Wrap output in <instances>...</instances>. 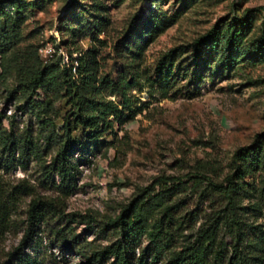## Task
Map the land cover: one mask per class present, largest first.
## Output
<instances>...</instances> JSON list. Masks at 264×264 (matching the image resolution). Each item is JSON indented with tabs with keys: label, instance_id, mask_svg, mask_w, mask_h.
Wrapping results in <instances>:
<instances>
[{
	"label": "rangeland",
	"instance_id": "rangeland-1",
	"mask_svg": "<svg viewBox=\"0 0 264 264\" xmlns=\"http://www.w3.org/2000/svg\"><path fill=\"white\" fill-rule=\"evenodd\" d=\"M19 3V8L7 7L15 34L13 45L0 52V134L12 132L21 138L30 134L37 141L40 124L18 85V71L37 61L60 59L68 65L81 56L100 97L115 103L120 114L102 132V143L88 162L77 166L76 189L64 198L62 215L50 217L31 239L21 240L27 202L33 195L56 194L43 175L53 150L43 149L37 141L38 158L29 156L17 167L0 165L3 187L24 180L32 188L31 195L20 194L12 205L8 229L0 238V260L13 264L7 254L19 252L35 264H85V256L118 238L112 219L155 175L200 171L220 181L232 171L233 151L246 145L256 162L246 165L237 181L238 216L251 242L258 244L264 236V58L256 60L250 50L259 33L264 0ZM252 8L260 9L254 11L242 42V61L228 69L211 62L195 73L192 42L216 23L225 25ZM173 49L174 59L159 67L161 57ZM120 80L125 81L123 89L108 85ZM35 94L30 96L36 99ZM69 108L65 99L53 102L58 126ZM179 196L182 203L173 218L179 227L169 255L186 246L204 214L221 203L216 191L199 196L189 188ZM190 211L197 217L186 223ZM71 236L81 251L59 246L61 239ZM147 247L146 237L140 235L134 257ZM147 261L166 264L165 259Z\"/></svg>",
	"mask_w": 264,
	"mask_h": 264
},
{
	"label": "trees",
	"instance_id": "trees-1",
	"mask_svg": "<svg viewBox=\"0 0 264 264\" xmlns=\"http://www.w3.org/2000/svg\"><path fill=\"white\" fill-rule=\"evenodd\" d=\"M19 2L0 0V52L13 45L15 28L7 7L19 8ZM259 9H246L233 16L227 24L216 23L196 38L192 42L195 73L211 62L227 69L241 62L242 42L250 31L254 11ZM259 25V33L250 50L256 60L264 58V14ZM173 57L175 49L161 57L159 67H163L164 60L172 61ZM18 73V85L26 94L25 100L40 124L36 140L40 141L43 149L53 150L49 162L43 167V175L56 193L53 197H30L21 239L26 240L31 239L40 225L47 224L50 217L62 215L64 198L76 189L77 166L88 162V156L102 143V132L112 126L120 111L115 103L100 97L96 80L81 56L68 65L61 64L60 59L43 63L37 61L35 65H26ZM108 85H114L115 90L123 89L125 81ZM31 93H36L38 98L33 99ZM59 99H65L70 108L60 117L58 126L55 122L58 114L53 112V102ZM37 141H33L30 134L23 138L12 132L0 134V165L17 167L24 165V160L29 156L38 158L40 148ZM231 161L232 171L220 181L200 171L182 176L155 175L146 186L132 194L112 219L118 238L85 256V264H149L147 258L150 262L165 259L166 264H264V236L258 244H253L244 232L245 224L238 216L237 181L243 176L245 166L256 162L251 146L236 148ZM189 188L198 191L199 196L216 191L221 195V203L204 214L191 241L169 255L179 227L174 226L173 222L182 203L179 195ZM20 194L31 195L30 184L20 180L17 185L6 189L0 176V238L8 229L12 205ZM196 217L190 211L186 223ZM60 230L56 229L54 234ZM140 235L146 237L148 247L135 258L133 251ZM59 246L81 251L74 236L69 240L61 239ZM7 255L9 259L14 258L13 264H35L27 254L9 252ZM108 258H112V261L104 263L103 260ZM0 264H6V260H0Z\"/></svg>",
	"mask_w": 264,
	"mask_h": 264
}]
</instances>
